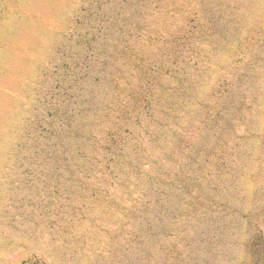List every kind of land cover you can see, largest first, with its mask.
<instances>
[{
    "label": "rangeland",
    "instance_id": "rangeland-1",
    "mask_svg": "<svg viewBox=\"0 0 264 264\" xmlns=\"http://www.w3.org/2000/svg\"><path fill=\"white\" fill-rule=\"evenodd\" d=\"M101 16L110 21L98 24L91 61L100 80L72 92L86 97L87 111L115 102L102 61L116 77L139 80L116 44L131 45L144 64L176 59L178 67L153 85L157 114L172 100L169 115L156 117L164 134L150 123L158 139L142 132L129 156L135 164L156 162L114 187L106 173L76 171V154L44 160L30 149L37 140L25 137L28 123L41 117L62 53L84 54L74 40L78 18ZM177 85L173 93L169 86ZM213 92L215 126L208 128L200 103ZM82 114L74 125L97 135L102 121ZM148 183L149 259L133 240L137 205H122ZM95 184L105 191L90 196ZM81 198L85 205H77ZM162 245H177L181 255L165 256ZM0 264H264V0H0Z\"/></svg>",
    "mask_w": 264,
    "mask_h": 264
},
{
    "label": "trees",
    "instance_id": "trees-1",
    "mask_svg": "<svg viewBox=\"0 0 264 264\" xmlns=\"http://www.w3.org/2000/svg\"><path fill=\"white\" fill-rule=\"evenodd\" d=\"M89 18L90 21H86V19ZM109 21V16H101L100 20L91 17L78 18L77 25L79 27L74 29V40L77 45L83 48L84 54L79 60L78 56L73 59L70 56L71 53H62L65 58L63 57L52 70L53 74H56L55 81L47 88L45 94H43L41 98L44 104L41 117H36L31 120V123H28L25 128V137L30 136L37 140L30 149L35 153H42L44 160H53L54 157H57L66 161L69 156L72 158V154H76L81 160L79 161L81 163L77 162L76 164V171L80 172L84 170L86 172V178L96 176L97 172L106 173L111 179L109 185L114 187L115 180L120 181L122 178L127 179L129 176L125 174L129 172L138 176L140 172L144 171L143 166H149V161L154 163V159L150 160L148 158L140 164H135L129 156L135 149V142H137V139H141L143 136H149L151 140L158 139V137H151L152 131H150V123L154 124L155 121L158 122L160 125L159 135L162 136L164 134L166 128L164 125L165 123L158 121L156 117L158 114L161 117H167L169 115L171 112L170 104L172 100L167 104L169 107L167 112L163 113L161 110L157 114L155 111V104L158 102V96L155 94L153 85L161 74L171 78L175 76L178 67L176 65V59L166 64H144L147 62L139 56V53L131 47V45L125 43L123 47L118 49L116 44L117 50H115V53L123 58L122 64H125L126 61H131L133 64L132 67L139 73L137 75L139 80L132 81L125 76L116 77L112 71L106 69V61H102L99 71H107L108 75H110L107 81L111 84L112 95L113 98L115 97V102H113L112 99V101L106 104L104 110L93 108V111H87L84 107V103L87 100L86 97L78 94L74 96L72 92L75 88H79L82 82L88 83V87L94 86L99 82V73L98 71H94V69L92 72L94 65H91V61L97 54L94 49L98 50L96 45L97 41L101 38L99 37V32L102 27L99 25L102 24V22L107 24ZM151 38H153V36L149 35V39ZM179 38L180 37H174L175 40H180ZM86 49L88 53H85ZM172 53L177 56L178 49H173ZM68 55L70 56V61L66 59ZM65 77H68L70 80L68 85L65 83ZM158 86H163L162 82H159ZM169 87L172 89V92L180 88L178 85V88ZM94 102L93 99L92 104H94ZM200 107V114L203 113L206 115V118L201 120L204 127L211 128L215 126V92L201 101ZM86 112L97 115L96 119L102 121V126L97 135L94 132L83 135L82 131L74 125L76 124V118ZM175 116L177 115L175 114ZM142 132L143 136L141 134ZM54 137L57 139V143L51 140ZM70 137H72V139L66 141V138L70 139ZM82 137L88 139L87 146L81 145L79 140ZM177 139L178 141L182 140L179 135ZM71 142L76 144L71 146ZM178 144L182 143L179 142ZM17 146L19 148L20 143H18ZM36 147L40 149L37 150ZM186 148L187 144L183 149L179 150V152L182 153V150ZM221 149V145H219V150L221 151ZM217 150V147H215L210 149L207 154L215 155ZM191 152L197 154L195 148ZM57 161L58 160H53V163L57 164ZM150 178L151 176L149 174L148 181H150ZM148 185L149 183L144 184L138 191H134L139 193H135V195L130 194L131 197L126 199L122 205H137L141 222L138 235H136V237L134 236L133 240L139 245L140 250L147 254L149 259L151 250L148 248V245L151 241L150 237L153 235V233H151L150 213L153 205H151ZM84 186L85 183H83V187ZM191 186L199 188L200 184H195L192 181ZM107 190L106 193L108 194ZM102 191L105 190H102L99 185L95 184L90 196ZM187 192H191L190 188L187 189ZM162 193L163 191L160 190V194ZM193 200L194 198L191 202H193ZM78 201H81V203L77 205H85L86 203L84 198L78 199ZM160 233L164 235V229H162ZM167 234L170 233L166 231L165 235ZM160 251H162L165 256H174L176 259L181 255V251L177 245H162Z\"/></svg>",
    "mask_w": 264,
    "mask_h": 264
},
{
    "label": "flooded vegetation",
    "instance_id": "flooded-vegetation-1",
    "mask_svg": "<svg viewBox=\"0 0 264 264\" xmlns=\"http://www.w3.org/2000/svg\"><path fill=\"white\" fill-rule=\"evenodd\" d=\"M23 262V261H22Z\"/></svg>",
    "mask_w": 264,
    "mask_h": 264
}]
</instances>
